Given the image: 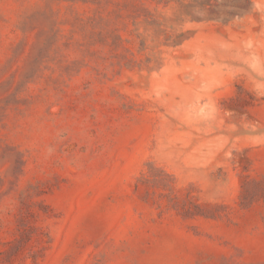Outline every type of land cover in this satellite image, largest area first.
<instances>
[{"label":"rangeland","instance_id":"1","mask_svg":"<svg viewBox=\"0 0 264 264\" xmlns=\"http://www.w3.org/2000/svg\"><path fill=\"white\" fill-rule=\"evenodd\" d=\"M0 264H264V0H0Z\"/></svg>","mask_w":264,"mask_h":264}]
</instances>
